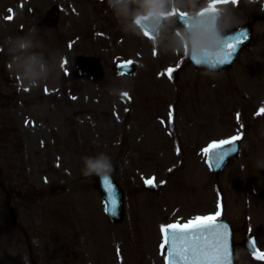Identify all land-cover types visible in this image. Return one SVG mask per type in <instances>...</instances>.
<instances>
[{"label":"rangeland","instance_id":"374dc122","mask_svg":"<svg viewBox=\"0 0 264 264\" xmlns=\"http://www.w3.org/2000/svg\"><path fill=\"white\" fill-rule=\"evenodd\" d=\"M207 1L168 0L169 12H193ZM261 1L251 8L246 0L223 7L241 23L259 14ZM53 4L61 8V21L47 27L44 11ZM9 6L13 18L3 19ZM0 28V264H162L159 227L213 210L215 182L223 186L225 217L234 222L237 213L239 219L236 264H254L240 244L247 230L241 228L237 198L246 193L254 199L253 221L259 225L256 212L264 214V169L256 167L264 158L261 20L254 24L250 47L218 73L188 64L186 43L182 49L179 44L185 36L172 18L149 35L129 20L118 22L107 0H0ZM33 28L46 56L57 51L62 56L38 88L27 87L9 69L5 44L8 36ZM122 58L136 62L134 75L114 71ZM170 68L178 71L175 80ZM120 89L124 92L115 95ZM236 130L244 132L240 156L214 175L198 149ZM100 152L111 157L126 190L125 217L118 224L107 221L91 176L82 172V158ZM148 176L156 181V192L144 188ZM249 225L264 235V227Z\"/></svg>","mask_w":264,"mask_h":264},{"label":"clouds","instance_id":"9594fccd","mask_svg":"<svg viewBox=\"0 0 264 264\" xmlns=\"http://www.w3.org/2000/svg\"><path fill=\"white\" fill-rule=\"evenodd\" d=\"M107 6L117 17L118 22L125 19L129 20L131 25H135L140 16L162 22L168 19L165 13L170 10L168 0H107ZM196 22L198 26L187 33L184 40L179 41L181 49L184 43H187L189 53L193 49L198 52L215 51L220 46L222 35L239 24L234 11L223 6L216 7L215 12L205 13L196 18ZM159 27V24L156 25L157 30ZM123 29L130 30L129 24H125ZM37 37V30L33 28L24 35L8 36L5 41L10 57L9 69L29 88H38L47 81L57 70L58 57L62 59L58 51L46 56L43 51L44 44ZM208 71L214 72L215 67L208 68ZM123 92L124 89H120L115 95H121ZM82 160L84 165L82 172L85 176L108 175L113 171L111 157L106 153L85 156ZM256 167L264 169V158L256 160Z\"/></svg>","mask_w":264,"mask_h":264},{"label":"snow or ice","instance_id":"6c2138e0","mask_svg":"<svg viewBox=\"0 0 264 264\" xmlns=\"http://www.w3.org/2000/svg\"><path fill=\"white\" fill-rule=\"evenodd\" d=\"M218 2H222V0H212V10L215 9ZM223 2H227V0H223ZM147 31L148 29L145 27V32L147 33ZM246 38L247 35H245ZM238 43H240L239 38L235 40L221 39L220 46L215 51L203 50L198 52L194 49L190 56L196 63L208 62L215 58L218 63L223 64L230 59ZM128 66L126 63L121 65V68ZM123 95L127 96V93ZM238 139V136H234L227 140H221L211 150L209 156L216 161V167L220 166L219 161L235 151L229 145ZM103 181L114 204L115 193L109 177L105 175ZM215 215L219 216L220 213L217 212ZM163 229L164 226H162ZM165 235L169 251L168 264H230L227 225L216 222L213 216L193 217L188 224L183 226H180L179 223L167 225ZM254 255L259 259H264V253L257 251Z\"/></svg>","mask_w":264,"mask_h":264},{"label":"water","instance_id":"95a60500","mask_svg":"<svg viewBox=\"0 0 264 264\" xmlns=\"http://www.w3.org/2000/svg\"><path fill=\"white\" fill-rule=\"evenodd\" d=\"M113 209L116 210V212H118V209H120L119 205H118V198L115 199V203L112 205Z\"/></svg>","mask_w":264,"mask_h":264}]
</instances>
